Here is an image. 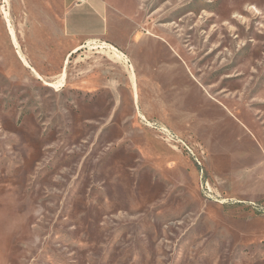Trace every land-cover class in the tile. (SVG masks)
Returning <instances> with one entry per match:
<instances>
[{"label": "rangeland", "instance_id": "374dc122", "mask_svg": "<svg viewBox=\"0 0 264 264\" xmlns=\"http://www.w3.org/2000/svg\"><path fill=\"white\" fill-rule=\"evenodd\" d=\"M129 1L40 78L0 0V264H264V0Z\"/></svg>", "mask_w": 264, "mask_h": 264}, {"label": "crops", "instance_id": "0c3cea01", "mask_svg": "<svg viewBox=\"0 0 264 264\" xmlns=\"http://www.w3.org/2000/svg\"><path fill=\"white\" fill-rule=\"evenodd\" d=\"M14 1L15 14L24 25V39L27 42L24 48L19 42L8 7L14 35L8 24L7 30L19 59L27 66L20 57L24 54L30 66L39 73L31 61L32 55L43 58L56 54L65 55L66 64L77 52L75 49L87 46L91 37H108L127 53L138 43L135 35V8L129 0Z\"/></svg>", "mask_w": 264, "mask_h": 264}, {"label": "bare ground", "instance_id": "6f19581e", "mask_svg": "<svg viewBox=\"0 0 264 264\" xmlns=\"http://www.w3.org/2000/svg\"><path fill=\"white\" fill-rule=\"evenodd\" d=\"M4 13H5V18H6L7 22H8L9 29L11 30V33L14 35V30H13V27H12V25H11V21H10V19H9V11H8L7 7L4 8ZM12 37H13V36H12ZM13 39H14V38H13ZM14 40H15V39H14ZM15 42H16V40H15ZM16 43H18V42H16ZM105 44H106V43H105ZM17 46H19V45H17ZM111 47L115 50L116 56H119V57L121 58V55H124L121 51H119V49H118L116 46L111 45ZM79 49H80V48H77V49H75V51H79ZM20 51H21V50H20ZM20 53H21V52H20ZM20 53H19V54H20ZM120 54H121V55H120ZM23 55H24V54H23ZM23 55L20 56L21 59H23V61H25L26 65H27L28 67H31V66H30L31 64L28 63L27 59H26ZM129 66L132 68V69L130 70V73H131V76H132V79H133V89H134V91H135V97H136V98H139V96H140V92H139V89H138V74H137V72H136V70H135V66H134V64H130ZM31 69H32V70L38 75V77L43 78L42 74H40L36 69H34V68H32V67H31ZM47 84H48V85H53V83H51V82H47Z\"/></svg>", "mask_w": 264, "mask_h": 264}, {"label": "built area", "instance_id": "2783aa9c", "mask_svg": "<svg viewBox=\"0 0 264 264\" xmlns=\"http://www.w3.org/2000/svg\"><path fill=\"white\" fill-rule=\"evenodd\" d=\"M161 129L163 130V132L168 136V137H170L173 141H177L178 143H182V144H184L185 146H186V148L188 149V151L190 152V153H193V148L190 146V145H188V143L183 139V138H181V137H178V135L177 134H174L173 132H171V130H169V128H167V127H165V126H161ZM198 162H199V160H198Z\"/></svg>", "mask_w": 264, "mask_h": 264}]
</instances>
